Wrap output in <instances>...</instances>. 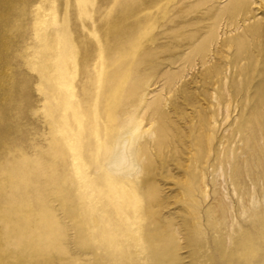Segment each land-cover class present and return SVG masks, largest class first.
Returning a JSON list of instances; mask_svg holds the SVG:
<instances>
[{"label":"rangeland","instance_id":"obj_1","mask_svg":"<svg viewBox=\"0 0 264 264\" xmlns=\"http://www.w3.org/2000/svg\"><path fill=\"white\" fill-rule=\"evenodd\" d=\"M0 264H264V0H0Z\"/></svg>","mask_w":264,"mask_h":264},{"label":"clouds","instance_id":"obj_2","mask_svg":"<svg viewBox=\"0 0 264 264\" xmlns=\"http://www.w3.org/2000/svg\"><path fill=\"white\" fill-rule=\"evenodd\" d=\"M101 167L109 175L128 181H136L144 173L142 159L137 156L135 141L123 136L107 146L101 159Z\"/></svg>","mask_w":264,"mask_h":264}]
</instances>
